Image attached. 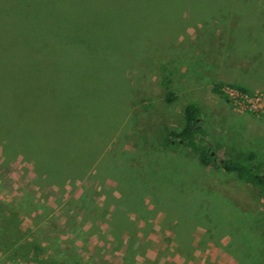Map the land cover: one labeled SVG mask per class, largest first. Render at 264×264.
<instances>
[{
  "label": "rangeland",
  "instance_id": "374dc122",
  "mask_svg": "<svg viewBox=\"0 0 264 264\" xmlns=\"http://www.w3.org/2000/svg\"><path fill=\"white\" fill-rule=\"evenodd\" d=\"M16 2L21 14L56 18L68 35L73 30L87 41L85 60L64 44L46 54L47 66L55 69L65 55L66 79H78L82 98L93 101L35 116L31 101L11 91L19 79H4L7 68L0 67V264H236L235 255L247 264L242 255L254 251V240L234 225L254 219L262 222L256 254L264 255V196L233 173L203 167L190 148L171 153L161 143L183 129L184 108L195 104L218 160L252 151L264 166V113L233 112L211 92L208 75L227 69L241 84L252 82L238 85L247 91L264 87V0ZM30 48L17 42L9 50L19 57ZM9 50L0 47V58ZM37 150L54 176L61 174L55 167L101 158L97 172L79 182L37 179L29 164ZM113 156L123 165L109 161ZM205 179L216 189L209 197L175 190ZM141 194L149 196L143 205ZM125 209L141 213L144 226L134 227Z\"/></svg>",
  "mask_w": 264,
  "mask_h": 264
},
{
  "label": "crops",
  "instance_id": "0c3cea01",
  "mask_svg": "<svg viewBox=\"0 0 264 264\" xmlns=\"http://www.w3.org/2000/svg\"><path fill=\"white\" fill-rule=\"evenodd\" d=\"M237 14L233 13L232 19L237 18V20L240 18ZM263 16L259 17L262 18ZM264 19V17L262 18ZM256 21V20H255ZM263 21V20H262ZM263 26L262 33L264 36V22H259ZM63 31V30H62ZM70 35L67 34V29H64V33L62 36L57 37L54 36L52 33H38L29 35L30 38L27 39L28 43H26V40L24 36L22 38L17 39L16 41L20 44H25L30 46L29 51L21 52L19 53V57L14 55L16 52H12L13 54H6L4 53V58H0V67L7 68V71H4L3 76L4 79H19L18 81H14L11 86V91L14 92V94H17V97L22 99H29L31 101V106L33 107L35 116H45L48 114L47 110H57L60 111V108L64 105L69 107H83L84 105H87V102L93 101V99L87 95L88 100H85V98H82L83 94L79 92L82 91L81 87L79 86L77 80L78 79H66L68 72L67 67L65 65H68V58L65 55L60 56L61 60H64L62 63H60L55 69L50 68L47 66L48 64V57L47 53L53 49V48H60V45L67 44L71 46L74 42H78L81 37H78L79 35H76L73 30ZM33 36V37H31ZM78 37V38H77ZM3 42L6 43L4 40ZM5 43H2L5 44ZM9 43V42H8ZM8 47V46H7ZM73 47V46H72ZM9 50V47L7 48ZM10 51V50H9ZM71 59V58H70ZM85 60V59H84ZM18 66V68H17ZM85 69L86 65L83 66ZM12 69V70H11ZM18 70V72H16ZM29 73V76L27 79H20L21 72H27ZM27 75V74H26ZM210 75V81H213L214 85L219 83L227 82L229 84H236L243 85L244 87H247V80H243V84L240 82L242 79H240V76L235 74L234 72L230 70H221L219 74ZM25 76V75H24ZM23 76V77H24ZM207 76V75H206ZM250 91L253 90H264V87H259L256 85L252 86ZM83 92V91H82ZM40 107L43 110H36L35 107ZM20 114V113H19ZM113 140L105 143L104 147H99V151L97 155L101 156V153L103 152V148L108 147L110 143H112ZM129 147L125 146L123 149H127ZM168 152H171V150H168ZM172 153V152H171ZM34 159H32L29 164L33 167L32 172L35 173V177L37 179H46V178H54V179H62L64 181H76L79 182L83 179L84 174L90 172L91 170L94 172H97L96 165L97 161L101 157L97 158H90V159H83L81 158L74 164H70L68 167H55L56 170H60L61 174L52 175L50 171L49 166L44 162L43 159H41L40 153L37 150V154L35 152H31ZM35 155L37 157H35ZM38 160V161H37ZM88 161V162H87ZM109 161H112V163L115 166L123 165L124 161L120 157L113 156ZM28 165V166H30ZM30 166V167H31ZM114 168V167H113ZM112 168V169H113ZM115 181L113 182L114 186H111L112 189L116 190L117 192H114V194L119 195L120 189L122 190L121 183L119 182V179L113 178ZM165 181V179H158L159 181ZM207 184H213L211 181H207L205 179ZM110 186V185H108ZM124 188V187H123ZM212 188V187H211ZM119 189V191H118ZM159 190H155L153 192H158ZM185 195L190 193L189 195L193 194H200L203 196L210 195L211 191L205 185L199 186L195 185L193 189H188L187 192H184ZM143 194V193H142ZM140 195L138 198V203L144 204L145 198H148V194ZM120 197V196H119ZM126 219L127 220H135L134 221V227L139 228L143 227L144 224H141L140 221H144L145 217L140 214H133L135 211H129L125 209ZM130 236V233L127 231V234L125 237ZM136 238H139V232L136 233ZM125 241V240H124ZM130 242V241H128ZM256 256V257H255ZM234 258L232 260H235L236 264H241L240 257L233 256ZM242 257L246 258L248 257V260L251 261L247 264H264V262H260V260H264V255L261 254L260 256L256 253H244ZM212 264H217L212 262Z\"/></svg>",
  "mask_w": 264,
  "mask_h": 264
},
{
  "label": "trees",
  "instance_id": "16d2710c",
  "mask_svg": "<svg viewBox=\"0 0 264 264\" xmlns=\"http://www.w3.org/2000/svg\"><path fill=\"white\" fill-rule=\"evenodd\" d=\"M18 3L16 0H0V47L3 46H13L17 44V39L24 36L26 43L27 39L30 38L29 35L38 34V33H52L54 36L60 37L64 33L65 28L59 25L60 23L56 22V18L49 19L45 15L32 14L30 17H27L24 13L21 14L17 9L16 5ZM63 30V31H62ZM33 37V36H31ZM34 38V37H33ZM6 41L3 42V41ZM78 42L71 43L73 48L77 49V52L80 53L82 60L86 57L81 51V47H85L87 41L81 37L78 39ZM9 42V43H8ZM2 43H5L2 45ZM7 47V48H8ZM80 47V49L78 48ZM11 52V51H10ZM88 56L91 60L98 59L96 52L87 51ZM12 54V52H11ZM89 59V61H90ZM237 87L243 91H247L242 87ZM221 85L215 84L211 92L215 95H221L220 92ZM223 97V96H222ZM224 98V97H223ZM170 101L173 100V96L169 97ZM184 126L183 129L176 133L171 132L161 138V143L164 148L169 150H174L178 145H183L190 148L198 155V161L203 167H209L213 169H222L227 173H233L236 175L239 181H241L247 187H254L261 195L264 196V166L256 161V154L252 151L236 155L227 159L218 160L216 153L212 150L208 141L205 138V132L202 128V111L195 104H187L183 112ZM21 121V116L18 119L17 125L19 126ZM23 123L20 125L22 128ZM19 129L15 132L17 133ZM172 182V181H169ZM166 182V183H169ZM208 183V182H207ZM206 181L204 184L210 191L216 190L213 184H207ZM164 184V183H163ZM198 185V184H197ZM212 187V188H211ZM185 186H179L175 190H180V192H187L188 189H184ZM179 190L177 192H179ZM185 195V193H182ZM188 194V193H187ZM261 219H254V221L246 220L244 221L243 226L238 222L234 225L235 229L241 230L240 226L243 228L242 231H238L239 234H245L253 238L254 243L249 240L250 246L254 250L253 252L247 253H257V246L259 237L262 234ZM259 233V236L256 235ZM247 239V238H246ZM256 246V247H255ZM248 247V251L252 249ZM259 252V251H258ZM260 262H262L260 260Z\"/></svg>",
  "mask_w": 264,
  "mask_h": 264
},
{
  "label": "built area",
  "instance_id": "2783aa9c",
  "mask_svg": "<svg viewBox=\"0 0 264 264\" xmlns=\"http://www.w3.org/2000/svg\"><path fill=\"white\" fill-rule=\"evenodd\" d=\"M220 92L235 113L251 115L264 113V90L243 91L231 85H222Z\"/></svg>",
  "mask_w": 264,
  "mask_h": 264
}]
</instances>
